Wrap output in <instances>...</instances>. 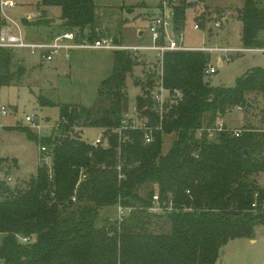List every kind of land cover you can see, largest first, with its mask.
Wrapping results in <instances>:
<instances>
[{"label":"trees","instance_id":"1","mask_svg":"<svg viewBox=\"0 0 264 264\" xmlns=\"http://www.w3.org/2000/svg\"><path fill=\"white\" fill-rule=\"evenodd\" d=\"M189 3L171 5L176 31L185 25ZM39 7L59 8L60 24L52 27L45 16L24 24L47 26L50 36L79 31L100 38L95 0H41ZM241 11L244 44H262L264 0H245ZM3 24L0 11V28ZM11 52L0 49V87L15 78ZM209 64L210 56L200 52L165 55L164 86L182 98L168 103L163 117L146 108L152 106L156 80L154 72L145 74L137 108L154 130L152 144L144 143L141 131L116 132L129 110L128 76L140 80L135 59L122 51L114 52L113 72L101 82L91 107L59 106L57 133L41 137L28 127H6L48 146L52 167L39 164L35 176L16 186L0 181V261L216 264L229 242L253 239L255 226L264 224V187L257 181L264 173V131L244 129L240 137L219 132L214 141L198 133L216 129L232 110H255L249 97L264 98V69H252L233 88L212 87L206 81ZM40 104L55 106L43 97ZM86 128L102 130L107 142L95 148L82 138ZM171 134L176 139L164 155L163 137ZM144 188H149L146 196L141 195ZM156 191L177 211L166 217L149 214ZM118 205L137 209L123 222L100 220V210ZM168 222L171 229L165 234ZM151 223L163 231L150 232Z\"/></svg>","mask_w":264,"mask_h":264},{"label":"rangeland","instance_id":"2","mask_svg":"<svg viewBox=\"0 0 264 264\" xmlns=\"http://www.w3.org/2000/svg\"><path fill=\"white\" fill-rule=\"evenodd\" d=\"M2 0H0L1 2ZM17 6L6 10V13L16 18L22 24V31L27 42H37L45 39L52 29L47 26H28L23 20L33 22L45 16L52 22V27L60 24L59 8H40L41 0H12ZM194 3L187 8L185 25L186 43L195 47H218L231 50H243L263 47L264 41L258 46H246L242 39L243 22L238 9L242 10L245 0H190ZM162 0H95L98 7L96 32L101 38H119L121 43L134 47L151 42V26L154 11L162 6ZM2 15V12H1ZM226 16L222 28H216L218 18ZM142 34V35H141ZM264 37V34H262ZM227 57L231 60L228 61ZM222 67L219 66L220 59ZM210 61L217 73L207 76L206 81L212 87L233 88L237 79L243 77L254 68L264 69V55L252 52H234L230 54L216 53L210 56ZM148 58L135 61L137 65L134 76H128L127 91L129 111L137 107V98L142 94L141 84L147 73H153V64ZM114 68V52L108 50H79L71 53L69 61L63 55L54 61L46 63L40 56L32 55L25 50L11 52L10 71L15 74L11 85L0 87V181L9 186H16L37 174L40 146L31 141L21 130H6V127H23L41 137L57 133L59 122V106L81 105L91 107L98 98V89L102 81L109 78ZM154 89V87H153ZM40 97L49 100L55 106H43ZM255 110L235 109L228 112L222 122L231 130L264 131V98L249 97ZM252 106V105H251ZM6 110L2 115L1 110ZM249 108V107H248ZM264 110V109H263ZM36 116L35 126L26 121L27 117ZM103 135L98 128H86L83 140L93 143ZM176 139L175 134L163 137V154L166 155ZM18 161H16V160ZM21 165V170L15 168ZM259 185L264 187V173L257 177ZM147 189L141 190L146 196ZM117 206L100 210V220L116 219ZM151 219H155L151 217ZM100 221V224H101ZM160 226V225H159ZM158 225L151 223L150 232H161ZM171 226L167 223L165 234ZM255 240V243L252 241ZM216 264H264V224L254 228L253 239H237L231 241L222 250Z\"/></svg>","mask_w":264,"mask_h":264},{"label":"built area","instance_id":"3","mask_svg":"<svg viewBox=\"0 0 264 264\" xmlns=\"http://www.w3.org/2000/svg\"><path fill=\"white\" fill-rule=\"evenodd\" d=\"M178 0H162V6L154 11L153 19L150 22L151 42L149 44H141L134 47H128L121 43L116 42L115 38H99L90 39L89 36L83 35L79 31H64L50 36L37 42H27L23 35L22 24L16 18L9 16L6 10L14 9L17 4L12 0H2L0 2V11L2 12V18L4 24L0 28V49L6 51L25 50L32 55H38L46 62L54 61L58 56L63 55L64 59L69 61L71 53L79 50H108V51H122L131 55L135 61L143 58H148L153 64V72L155 73V86L150 92V98L152 106H147L153 112L163 117L168 103L173 104L179 102L182 98L181 92H171L164 86V60L165 55L175 52H200L208 56H212L216 53L230 54L234 52H252L260 53L264 55L263 47H254L243 50H231L221 49L218 47H195L189 46L186 43L185 32L183 29L176 31L172 20L171 5L177 4ZM227 20L226 16L218 18L215 22L216 28H222ZM222 59V58H221ZM227 60L231 59L227 57ZM208 65L206 69V77L216 74L217 70L213 65ZM223 63V62H222ZM2 115H6V110L2 108ZM36 116L27 117L26 121L32 126H35ZM132 130L141 131L144 136L145 144H152L155 141L154 130L149 126L147 119H145L139 113L138 108L134 111H129L124 115L121 122V127L118 133ZM227 132L234 137H240L243 133L241 130H231L226 127L222 120H218L216 129L209 130L208 132L199 131L200 138L205 137L210 140H216L217 133ZM127 140V138H124ZM107 142L104 135L99 136L95 142L91 143L92 146L98 148ZM40 159L39 164L45 168L51 169L52 167V151L48 146H40ZM6 182H12L11 178H8ZM75 200V199H74ZM117 220L123 222L131 216L137 208L126 207L118 205L117 207ZM176 210L172 201H163L159 192L156 191L153 195L151 204L147 208V212L154 216L166 217L173 214Z\"/></svg>","mask_w":264,"mask_h":264},{"label":"water","instance_id":"4","mask_svg":"<svg viewBox=\"0 0 264 264\" xmlns=\"http://www.w3.org/2000/svg\"><path fill=\"white\" fill-rule=\"evenodd\" d=\"M193 6H194V3H189V5H188V7H189V8H192ZM241 12H242V11H241L240 9H238V14H239V15L241 14ZM141 35H142V34H141ZM116 42H117V43H119V42H120V39H119V38H117V39H116ZM219 59H220V58H219ZM219 66H220V67H222V62H221V59H220V62H219ZM248 107H249V108H251L252 106H251V105H249ZM246 154H249V152L247 151V152H246ZM7 189L9 190V189H10V187L8 186V188H7Z\"/></svg>","mask_w":264,"mask_h":264},{"label":"crops","instance_id":"5","mask_svg":"<svg viewBox=\"0 0 264 264\" xmlns=\"http://www.w3.org/2000/svg\"><path fill=\"white\" fill-rule=\"evenodd\" d=\"M16 160V159H15ZM17 161V160H16ZM18 162V161H17ZM39 167V166H38ZM15 168H18V170L20 171L21 170V165L18 163L17 165H15ZM38 170V168H37ZM26 180V179H25ZM256 241L253 240L252 243H255ZM0 264H3V262L0 261Z\"/></svg>","mask_w":264,"mask_h":264}]
</instances>
